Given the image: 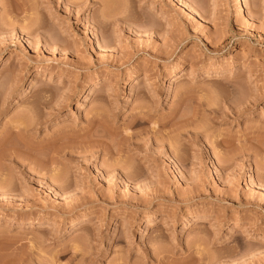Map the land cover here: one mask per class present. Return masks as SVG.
I'll return each instance as SVG.
<instances>
[{"label":"rangeland","instance_id":"374dc122","mask_svg":"<svg viewBox=\"0 0 264 264\" xmlns=\"http://www.w3.org/2000/svg\"><path fill=\"white\" fill-rule=\"evenodd\" d=\"M0 264H264V0H0Z\"/></svg>","mask_w":264,"mask_h":264},{"label":"bare ground","instance_id":"6f19581e","mask_svg":"<svg viewBox=\"0 0 264 264\" xmlns=\"http://www.w3.org/2000/svg\"><path fill=\"white\" fill-rule=\"evenodd\" d=\"M145 114H142V116L140 115V116H137V117H135L134 118V120L131 122V127H139V126H141L142 124H143V122H144V118H145V116H144ZM103 117L102 115H100V113H98L97 114V118H99V117ZM20 121V120H19ZM146 121V120H145ZM18 122V121H17ZM21 122H23V120L21 121ZM24 124V122L23 123H21V125H23ZM20 126V125H19ZM99 126V125H98ZM100 127H102L101 128V134H105L106 135V133H105V131L106 130H108V129H104V127H103V125L101 124L100 125ZM17 129H21L20 127H17ZM136 131L135 132H132L131 134H128V135H124L123 136V140H124V144H125V142H128V141H132V139H133V137H136L137 135H138V133H139V131L141 132L142 130H144V128H136L135 129ZM107 132V131H106ZM108 133H110V132H108ZM107 133V134H108ZM136 135V136H135ZM102 137V136H101ZM133 144V143H132ZM136 144V143H135ZM99 146H104V145H102V143L101 144H99ZM102 149V148H101ZM124 170V169H123ZM124 173H125V175H127V176H134V174H135V171H133V169H132V167L130 168V167H127V168H125V171H124Z\"/></svg>","mask_w":264,"mask_h":264}]
</instances>
